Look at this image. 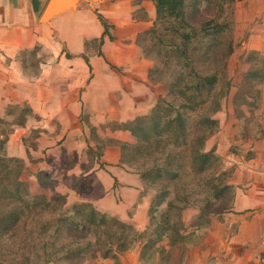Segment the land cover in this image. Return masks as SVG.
I'll use <instances>...</instances> for the list:
<instances>
[{"label": "crops", "instance_id": "obj_1", "mask_svg": "<svg viewBox=\"0 0 264 264\" xmlns=\"http://www.w3.org/2000/svg\"><path fill=\"white\" fill-rule=\"evenodd\" d=\"M47 2L0 0V117L11 129L6 153L23 159L31 178L37 180L38 169L51 177L65 206L89 202L145 230L150 203L141 200V177L122 161L121 145L112 140L135 143L129 130L113 124L149 113L167 93L163 82L150 78L153 60L139 44L154 23L155 4L79 0L43 21ZM98 13L113 35H105L102 44L95 42L104 33ZM23 107L31 111L23 124L16 123L14 112ZM96 137L105 144L91 162L88 149H97ZM251 148L248 158H239L228 211L193 222L203 236L195 235L189 246L180 235L172 252L153 254V264H264V134ZM160 241L167 248L172 243L157 237L152 246ZM131 249L118 252L117 260L96 255L91 264H146L144 254Z\"/></svg>", "mask_w": 264, "mask_h": 264}, {"label": "rangeland", "instance_id": "obj_2", "mask_svg": "<svg viewBox=\"0 0 264 264\" xmlns=\"http://www.w3.org/2000/svg\"><path fill=\"white\" fill-rule=\"evenodd\" d=\"M185 10L191 26L184 28L182 21L170 18L154 20L152 27L139 36V44L152 58L154 69L162 72V75L159 72L155 75L163 76V82L178 79L179 85L183 86L193 83L199 76L218 75L220 82L215 85L210 102L218 96L221 88L227 93L221 98L220 110L214 114L219 121V128L208 138L205 148L214 150L220 161L204 177L195 175L185 167L186 171L178 181L164 179L158 183L143 182V202L151 204L163 188L169 191L165 201L154 211L149 228L130 248L134 252L141 251L146 264L156 262L153 256L155 252H172L180 235L187 237L189 246L195 241V235L203 236L196 233L199 229L192 226L193 222H205L209 215L217 216L228 211L240 177L237 171L239 158H248L253 153L252 141L264 134V0H186ZM194 30H198L196 36L188 43L184 42L182 32ZM214 30L215 33L212 32ZM229 47L232 52L227 56L225 53ZM181 49H186L187 59ZM251 72L255 74L249 75ZM167 98L174 101L175 105L180 101L172 96ZM183 110L187 111V108ZM188 113L190 123L199 118V112ZM1 128L10 127L0 124ZM4 154H7L5 146L0 150V155ZM145 160L140 156L133 158L129 150L126 154L127 166L135 171L144 167ZM23 163L21 179L27 182L30 193L45 195L47 199L53 200L55 191L47 187L49 182L54 186L51 177L38 169L35 172L37 180L31 178L32 169ZM226 185H229L228 188ZM186 195L189 202L184 209L180 211L168 207L169 200L183 205L179 197ZM74 204H64L61 210L73 215ZM198 210L200 213L196 217ZM41 224L42 221L28 218L19 224L17 230L9 234L0 233V264H91L95 260L93 253H89L83 261L63 257L64 252L56 251L50 236L40 235ZM81 228L84 229V226L81 225ZM156 237L170 238L173 244L170 243L167 248L160 241L159 246H152L150 240ZM94 239V235L89 237L91 241ZM63 241L67 239L61 236L57 247ZM143 242L146 243L145 247ZM185 248L187 246L182 250L185 251ZM96 264L106 263L98 261Z\"/></svg>", "mask_w": 264, "mask_h": 264}, {"label": "trees", "instance_id": "obj_3", "mask_svg": "<svg viewBox=\"0 0 264 264\" xmlns=\"http://www.w3.org/2000/svg\"><path fill=\"white\" fill-rule=\"evenodd\" d=\"M153 2L156 8L155 21L160 18H170L182 21L184 28L191 26L186 16V0H153ZM98 17L104 26V33L95 42L102 44L105 35L110 38H113V35L109 30L110 24L107 19L100 13ZM197 31L182 32L183 41L186 43L191 41ZM227 50L225 54L228 56L232 48L229 47ZM181 53L186 57V49H181ZM85 58L88 61V57L85 56ZM158 72L162 75V72L153 67L149 73L150 78L153 81L163 82V76L155 75ZM254 74L251 72L249 75ZM198 78L193 83L183 86L179 85L178 79L163 82L167 87V93L159 97L149 113L127 122L113 124L117 128L129 130L136 138V142L132 144L112 140L121 145L122 161L127 164L128 150L133 158L137 156L146 158L144 167L136 171L141 177L142 184L146 181L158 183L164 179L178 181L186 171L185 167H188L195 175L204 177L208 171L219 165V156L214 150H207L205 147L208 138L219 128V121L214 114L220 110L221 98L227 92L221 88L218 96L210 102L214 87L220 79L216 73ZM167 96L180 101L175 105L174 101H170ZM184 108H187V111H184ZM18 111L14 112V121L23 124L25 115L31 109L23 107ZM188 112H199V118L194 123H190ZM0 124H7V121L0 117ZM10 130V128L0 129V150L4 148ZM92 133L96 135L94 127ZM96 140L97 149L92 147L88 149L91 162L96 156H101L105 144L97 137ZM183 147L185 149H182ZM23 162V159L19 157L0 155V233L9 234L17 230L19 224L28 218L42 221L40 235L50 236L56 251L64 252L63 257L77 258L78 261L86 259L89 253L117 260V250L130 249L138 238H142L144 230H139L131 223L99 211L89 202L75 203L72 207L74 213L70 215L61 210L65 203L64 194L55 192L53 200L47 199L45 195H32L27 182L21 179ZM38 179L42 182L41 176ZM52 185L53 183L49 182L47 187L53 190ZM228 186L226 185V188ZM167 193H169L168 189L163 188L151 201L149 208L151 220L156 208L165 201ZM179 198L184 202L183 205L169 200L168 207L180 211L184 209L189 202V197L186 195ZM91 235H94V241L89 240ZM61 236L67 241H63L57 247ZM156 241L157 237L151 239L150 244L153 245Z\"/></svg>", "mask_w": 264, "mask_h": 264}, {"label": "water", "instance_id": "obj_4", "mask_svg": "<svg viewBox=\"0 0 264 264\" xmlns=\"http://www.w3.org/2000/svg\"><path fill=\"white\" fill-rule=\"evenodd\" d=\"M76 1L79 0H48L44 11L42 13L41 19L47 21L54 15L61 13L66 9H72L76 7Z\"/></svg>", "mask_w": 264, "mask_h": 264}]
</instances>
